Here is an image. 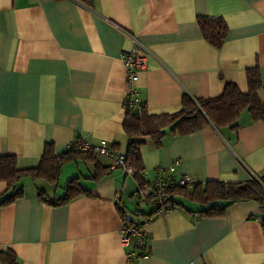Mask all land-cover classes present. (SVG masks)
I'll list each match as a JSON object with an SVG mask.
<instances>
[{
    "label": "crops",
    "instance_id": "0c3cea01",
    "mask_svg": "<svg viewBox=\"0 0 264 264\" xmlns=\"http://www.w3.org/2000/svg\"><path fill=\"white\" fill-rule=\"evenodd\" d=\"M199 16L224 20L221 47L204 39ZM136 44L148 50L137 80L148 115L177 112L186 93L217 97L226 83L246 93L248 68L264 83V0H0V155L32 168L47 143L60 155L76 138L126 153L121 54ZM257 96L264 103V88ZM236 123L187 134L166 127L159 143L143 137L142 179L175 159L174 174L195 184L264 175V122L244 109ZM112 164L95 154L64 162L56 183L22 177V194L0 206V250L19 264H264V206L241 201L207 215L181 188L175 208L146 224L147 255L127 262L122 223L150 210L137 201L134 174ZM74 177L81 194L57 204L39 196H63ZM6 189L0 180V196Z\"/></svg>",
    "mask_w": 264,
    "mask_h": 264
},
{
    "label": "trees",
    "instance_id": "16d2710c",
    "mask_svg": "<svg viewBox=\"0 0 264 264\" xmlns=\"http://www.w3.org/2000/svg\"><path fill=\"white\" fill-rule=\"evenodd\" d=\"M201 33L206 41L214 47H221L226 34V23L221 18L198 17ZM248 90L242 93L236 84L226 83L222 93L214 98L202 99L183 94L182 107L170 114L148 115L145 111L141 116H135L130 110L125 109L123 127L130 137L126 158L135 169L134 177L139 181V187L144 184L140 172L143 170L139 157V147L145 136H150L156 143L164 135L163 130L169 127L173 134H187L200 130L207 124L217 128L229 126L237 127V119L240 113L247 109L252 120L264 122V103L260 102L257 91L264 88L257 67L246 70ZM144 137V138H143ZM78 157L94 158L92 152H78L68 148L64 153L55 155L51 143L44 147L39 163L32 168L20 169L16 166L14 155H0V180L5 181L7 189L0 196V206L7 205L22 194L19 181L28 175L34 178H42L49 183L58 181L61 165ZM97 178V176H93ZM188 187L179 188L186 196L206 204L207 207L201 213L207 215H221L226 207L235 202L256 201L264 206V175L251 177L246 182L207 181L204 184L196 183L192 191ZM85 189L79 182L78 177L70 178L66 182L63 196L47 199L42 190L39 196L52 204L62 203L81 194ZM224 201V204H219ZM264 225V221H262ZM0 262L2 264H19L16 255L10 251L0 250Z\"/></svg>",
    "mask_w": 264,
    "mask_h": 264
},
{
    "label": "built area",
    "instance_id": "2783aa9c",
    "mask_svg": "<svg viewBox=\"0 0 264 264\" xmlns=\"http://www.w3.org/2000/svg\"><path fill=\"white\" fill-rule=\"evenodd\" d=\"M148 50L136 44L132 49L121 54L125 66V80L127 92L124 97V108L130 110L135 116H141L145 111V103L137 86L138 73L147 67ZM78 152H93L99 156L109 157L113 160L111 168L120 167L126 173L134 174L135 169L130 165L125 153L113 151L104 139L96 143L76 138L69 146ZM179 160L175 159L168 167L159 166L156 176L145 181L136 191L137 201L140 205L149 208V213H142L136 221H123L120 228V242L126 250L127 262L144 257L148 253V237L145 229L152 216L162 215L176 206L174 193L177 189L194 186L195 182L187 174H174ZM264 214V207H262Z\"/></svg>",
    "mask_w": 264,
    "mask_h": 264
}]
</instances>
